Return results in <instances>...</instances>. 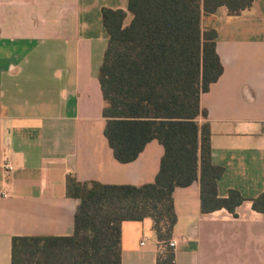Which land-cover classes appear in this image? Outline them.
<instances>
[{"label":"crops","instance_id":"0c3cea01","mask_svg":"<svg viewBox=\"0 0 264 264\" xmlns=\"http://www.w3.org/2000/svg\"><path fill=\"white\" fill-rule=\"evenodd\" d=\"M128 0H0V264H12L14 237H70L81 183L153 184L165 154L150 142L138 159L120 163L105 136L99 75L109 36L102 10ZM219 33L224 73L202 95L212 131L213 161L225 168L219 196L236 190L237 217L201 211L199 182L174 192L176 264H264V0L250 10L226 7L204 16ZM14 170L9 180L5 164ZM123 264H157L154 221L122 225Z\"/></svg>","mask_w":264,"mask_h":264},{"label":"trees","instance_id":"16d2710c","mask_svg":"<svg viewBox=\"0 0 264 264\" xmlns=\"http://www.w3.org/2000/svg\"><path fill=\"white\" fill-rule=\"evenodd\" d=\"M255 0H128L127 10L104 8L108 47L99 81L105 136L116 159L129 164L157 140L165 154L155 183L142 186L81 183L68 176L67 196L79 201L70 237H14L12 264H123L122 225L154 221L161 246L157 264H176L168 246L178 222L174 192L196 182L201 211L237 217L239 191L219 196L225 168L213 161L212 131L202 95L224 73L219 33L204 16L226 7L237 13ZM132 16L131 22L127 19ZM253 209L264 215V192Z\"/></svg>","mask_w":264,"mask_h":264},{"label":"built area","instance_id":"2783aa9c","mask_svg":"<svg viewBox=\"0 0 264 264\" xmlns=\"http://www.w3.org/2000/svg\"><path fill=\"white\" fill-rule=\"evenodd\" d=\"M14 170V166L13 164L11 163V159L10 157L8 156L7 159H6V164H5V177H6V180L8 181L10 176H11V173L12 171ZM177 244H178V241L176 239H172L169 243H168V246L170 248H172L174 251L175 249L177 248ZM166 249V247L164 246H161V252H164Z\"/></svg>","mask_w":264,"mask_h":264},{"label":"rangeland","instance_id":"374dc122","mask_svg":"<svg viewBox=\"0 0 264 264\" xmlns=\"http://www.w3.org/2000/svg\"><path fill=\"white\" fill-rule=\"evenodd\" d=\"M132 16H129V18L127 19V24H129L131 22Z\"/></svg>","mask_w":264,"mask_h":264}]
</instances>
